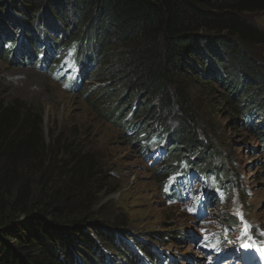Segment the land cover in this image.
<instances>
[{"label": "trees", "instance_id": "1", "mask_svg": "<svg viewBox=\"0 0 264 264\" xmlns=\"http://www.w3.org/2000/svg\"><path fill=\"white\" fill-rule=\"evenodd\" d=\"M261 11L264 0H0V52L10 62H40L45 68L61 54L81 79L91 70L101 72L102 81L112 74L123 96L102 109L115 123L126 125L138 113V100L132 98L131 117L124 121L128 114L121 103L129 91L139 101L147 95L144 129L153 118L157 123L144 147L158 143L166 152V162L154 172L164 178L167 196L177 199L188 191L189 175L198 170L215 174L214 200L220 190H232L231 169L210 163L221 151L207 132L203 137L199 111L178 79L215 80L230 87L243 121L264 137V60L252 51L264 45V29L248 17ZM155 103L158 111L148 115ZM42 122L0 100V264H111L104 241L126 264H143L116 229L73 217L78 213L71 204L73 192L58 190L34 199L25 167L43 157ZM21 132L23 138L15 140ZM64 153L70 160H62L60 168L74 184L82 175V160L66 143ZM170 170L177 172L172 186L165 179ZM136 244L147 258L156 259L148 244Z\"/></svg>", "mask_w": 264, "mask_h": 264}, {"label": "rangeland", "instance_id": "2", "mask_svg": "<svg viewBox=\"0 0 264 264\" xmlns=\"http://www.w3.org/2000/svg\"><path fill=\"white\" fill-rule=\"evenodd\" d=\"M248 17L264 29V11ZM252 51L264 60V45H256ZM60 56L42 68L40 62H10L0 52V100L43 120V157L25 167L33 182L34 199L58 190L73 192L71 204L78 211L73 217H88L96 226L101 223L105 229H116L143 264H264V137L243 121L231 88L225 89L215 80L178 79L199 111L203 137L207 132L221 151V158L216 156L210 163H223L231 169L232 190H220L211 200L215 174L206 176L193 170L188 191L174 199L167 196L163 177L154 172L166 162V152L159 151L158 143L144 147L157 123L153 118L144 129L147 95L140 97L142 103L148 101L140 108L139 97L129 91L121 103L128 114L124 121L131 117L132 98L139 104L136 117L125 121L126 125L112 122L102 107L121 98L124 88L118 80L111 74L102 81V73L91 70L80 85L69 89L73 79L70 61ZM27 71L43 74L44 81L30 83ZM105 90L107 96H101ZM157 107V103L150 105L148 115L157 112ZM169 125L174 128L175 120ZM64 143L73 146L82 160V175L74 178V184L60 168L62 160H70ZM95 174L97 179L90 180ZM176 176L173 170L166 175L169 186ZM139 241L155 250L156 259L146 257L136 244ZM103 245L109 255L107 262L126 264L107 241Z\"/></svg>", "mask_w": 264, "mask_h": 264}, {"label": "bare ground", "instance_id": "3", "mask_svg": "<svg viewBox=\"0 0 264 264\" xmlns=\"http://www.w3.org/2000/svg\"><path fill=\"white\" fill-rule=\"evenodd\" d=\"M28 74H26L30 78L31 82L41 83L44 81L45 77L43 74L37 73L35 71H27ZM29 85V84H28Z\"/></svg>", "mask_w": 264, "mask_h": 264}]
</instances>
